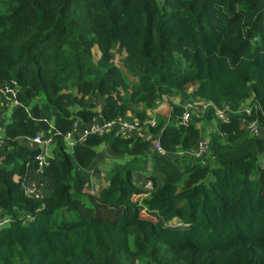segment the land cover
Returning a JSON list of instances; mask_svg holds the SVG:
<instances>
[{"label": "trees", "instance_id": "16d2710c", "mask_svg": "<svg viewBox=\"0 0 264 264\" xmlns=\"http://www.w3.org/2000/svg\"><path fill=\"white\" fill-rule=\"evenodd\" d=\"M12 82L20 105L7 122L0 107V214L12 218L0 264H264V0H0V86ZM163 96L213 106L184 127L169 101L168 119L129 139L68 148L99 104L106 119L143 125ZM226 106L222 123L215 107ZM39 133L53 150L34 198L23 184ZM100 147L114 163L94 193Z\"/></svg>", "mask_w": 264, "mask_h": 264}, {"label": "built area", "instance_id": "2783aa9c", "mask_svg": "<svg viewBox=\"0 0 264 264\" xmlns=\"http://www.w3.org/2000/svg\"><path fill=\"white\" fill-rule=\"evenodd\" d=\"M5 83L0 86V107L4 109L2 113V118L5 122L9 121L11 118L12 110L19 106L20 103L16 98V94L18 89L15 86ZM251 101L248 100L247 103L241 109L242 112L250 113L252 110ZM4 106V107H2ZM213 106L211 101L206 100H199V101H189L183 105V112L177 117V124L180 126L188 127L191 124L192 118L194 113L204 114L210 107ZM98 115L93 118L92 121L82 125L81 121L77 120L74 124L75 128L70 131L68 134L65 135V140L68 145L70 151L73 150L74 146L77 143H83L86 141L89 135H96V136H105L108 134H113L117 137L123 138H131L136 131L141 130L142 126L150 125L155 126L157 123L156 115H150L145 123L142 125L140 121L137 119H127L124 117H117L114 119H106L103 114L101 113V109L98 108ZM231 113L232 110L226 106L223 108L215 107V115L216 119L222 123H228L231 120ZM249 128L255 133L259 134V130L257 128V123L253 122L249 124ZM5 137H6V123L0 127V147L5 144ZM149 140V137L146 138ZM31 145L39 147L41 151L35 156L34 162L37 163L36 170L41 175H44V168L49 165V160L52 157V150H53V142L51 137L46 136L43 133H39L31 139H28ZM207 142L202 141L199 144L198 150L193 153L196 157H199L204 153L207 149ZM153 147L155 151L158 152L160 155H166V149L161 145L159 140L153 141ZM148 185V187H145ZM25 193L34 198H43L46 195L45 188L46 183L43 180L38 182L29 183L25 180L23 184ZM93 187H97V185L93 182ZM154 188V184L151 180H148L144 185V189L146 191H151ZM28 219H32L31 215H26ZM12 218L9 216H2L0 214V228L7 226L11 223ZM26 223V220L23 222ZM178 227L181 224H176ZM173 226V225H171ZM175 226V225H174Z\"/></svg>", "mask_w": 264, "mask_h": 264}, {"label": "rangeland", "instance_id": "374dc122", "mask_svg": "<svg viewBox=\"0 0 264 264\" xmlns=\"http://www.w3.org/2000/svg\"><path fill=\"white\" fill-rule=\"evenodd\" d=\"M121 55H123V54L120 53V52H117L116 57H115V62L118 65L120 64V61H121L120 60L121 57H122ZM191 90L192 89H189V91H191ZM183 98L181 96H172V97H167V98H165L163 96L162 98H158L157 101H156V103H155V105H154V107H153V109L150 110V115H156L157 120L159 118V115L163 116L164 118L166 116L167 119H168L169 118L170 109H171V106L169 104V101L175 103L176 105H184L187 102H189L187 100H184V99H188V98H184V99ZM195 115L198 116L199 113H194V116ZM213 126H214V124L213 123H210L208 125V129L210 131L213 130ZM97 161H98V159H97ZM113 163H114V159L112 157H110L109 150L106 149V148L103 149L102 147H100L99 148V161H98V166L99 167L98 168L101 170L100 167H103V170H102V171H104L103 173H107ZM262 163L264 165V157L262 158ZM95 164H97V163H95ZM100 164H101V166H100ZM92 170H94V168ZM150 171L151 170L149 168V171L148 172H150ZM137 175H139V174H137ZM137 180L142 181V177H138ZM145 187H148V185H146ZM97 190H98L97 187H95V189H94L95 192L94 193H97ZM146 196H148V193L145 192L144 193V197H146ZM142 216L143 217H151V216H149L145 212H142ZM169 226H171V224H169Z\"/></svg>", "mask_w": 264, "mask_h": 264}, {"label": "crops", "instance_id": "0c3cea01", "mask_svg": "<svg viewBox=\"0 0 264 264\" xmlns=\"http://www.w3.org/2000/svg\"><path fill=\"white\" fill-rule=\"evenodd\" d=\"M192 91V90H191ZM98 108L101 109V105L99 104L98 105ZM103 149L106 148V147H102ZM105 157V156H104ZM103 164V163H102ZM101 166V164H100ZM101 168V173L100 174H97L95 175L92 180L94 182L95 185H97V189L99 190L100 187H102V185L104 184V181H105V177L107 175V173H103L104 171L103 170V167H100ZM138 174V173H137ZM136 177L138 178L139 176L136 175ZM44 175H41L38 170H35V171H32L30 173V175L28 176V179H27V182L29 183H34V182H38L40 180H43L44 181Z\"/></svg>", "mask_w": 264, "mask_h": 264}]
</instances>
